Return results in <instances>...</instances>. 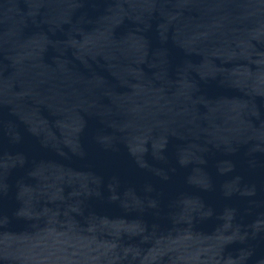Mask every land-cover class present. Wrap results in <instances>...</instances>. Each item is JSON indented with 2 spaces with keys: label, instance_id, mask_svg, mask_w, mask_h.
<instances>
[{
  "label": "water",
  "instance_id": "water-1",
  "mask_svg": "<svg viewBox=\"0 0 264 264\" xmlns=\"http://www.w3.org/2000/svg\"><path fill=\"white\" fill-rule=\"evenodd\" d=\"M0 264H264V25L0 115Z\"/></svg>",
  "mask_w": 264,
  "mask_h": 264
}]
</instances>
